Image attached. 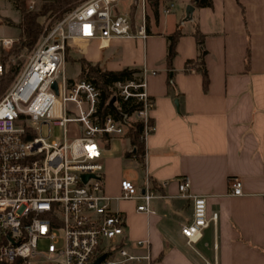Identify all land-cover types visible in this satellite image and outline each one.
Wrapping results in <instances>:
<instances>
[{
	"label": "crops",
	"instance_id": "crops-1",
	"mask_svg": "<svg viewBox=\"0 0 264 264\" xmlns=\"http://www.w3.org/2000/svg\"><path fill=\"white\" fill-rule=\"evenodd\" d=\"M173 7L148 0L144 40L115 37L69 45L102 69H138L154 101L143 165L135 159L142 179L129 178L141 184L148 175L160 195L151 202L153 212H138V199H116L125 179L116 171L122 163L116 150L103 159V191L110 208L124 218L122 241L132 246L147 240L154 264H264V0H211L210 6L195 7L190 18L185 9L170 22ZM195 13L196 20L184 21ZM20 19L14 0H0V41L18 42ZM177 28L181 34L169 68L167 37ZM196 29L204 36L206 86L196 68L186 69V61L199 55ZM185 176L191 193L205 197L207 216L217 214L192 245L181 233L192 220V200L177 189ZM234 177L242 182L240 196L230 193Z\"/></svg>",
	"mask_w": 264,
	"mask_h": 264
},
{
	"label": "built area",
	"instance_id": "built-area-1",
	"mask_svg": "<svg viewBox=\"0 0 264 264\" xmlns=\"http://www.w3.org/2000/svg\"><path fill=\"white\" fill-rule=\"evenodd\" d=\"M119 1L131 2L127 11L117 10ZM147 9L148 0L80 2L45 25L0 95V264H92L100 255L99 264H154L147 240L132 246L122 241L124 218L110 208L111 198L103 191L102 148L111 135L123 136L121 120L101 112V92L93 82L58 78L65 48L74 42L146 39ZM0 42L3 50L17 43ZM3 69L0 62V76ZM112 89L116 100L132 98L139 104L134 116L143 123L144 140L153 131L149 114L154 101L143 76L116 82ZM114 106L117 112L116 101ZM51 124L64 128L61 142L51 138ZM68 126H73V136ZM84 175L89 176L86 181ZM229 185L232 195H242L239 178H231ZM177 189L180 197L192 200V220L181 228L192 245L217 214L207 216L205 197L191 193L186 176ZM159 197L145 174L141 184L122 179L116 199H138L136 210L152 213L151 202Z\"/></svg>",
	"mask_w": 264,
	"mask_h": 264
},
{
	"label": "trees",
	"instance_id": "trees-1",
	"mask_svg": "<svg viewBox=\"0 0 264 264\" xmlns=\"http://www.w3.org/2000/svg\"><path fill=\"white\" fill-rule=\"evenodd\" d=\"M78 0H43L37 6V10L29 9L26 6L25 0H14L16 8L20 12V22L18 28L20 29L18 42L13 45L8 51L2 50L0 53V62L4 69L0 76V94L4 91L6 86L16 75L19 69V63L13 62L14 57L18 56L23 50H29L35 44L38 36L41 33L42 25L38 22V17L47 13L66 12L74 7ZM155 4L157 0H154ZM198 6L205 7L211 5V0H199ZM135 7L131 8L133 15ZM62 17V15H61ZM180 30L177 28L171 35L167 37V66L171 68L172 59L175 56V44L180 36ZM196 42L199 47V55L196 60L186 61V69L196 68L203 76V81L206 86L207 71L204 64V55L206 50L204 48V36L196 29L194 32ZM70 47L66 46L65 53H69ZM68 57V55H67ZM73 59V58H71ZM72 62L79 63L80 73L79 79H86L93 82L101 92L100 110L106 114H112L121 120L124 126L123 137L127 139L132 148L129 155L136 159L141 165L144 163V145H143V123L134 116L136 110L139 109V104L135 103L131 98L127 101L116 100L117 112H114L109 105V101L115 96L112 86L116 82H125L128 80H138L140 78V71L133 68H125L120 71H109L100 68L99 64L91 63L83 57H78ZM170 85V81H169ZM149 122L152 124L151 120Z\"/></svg>",
	"mask_w": 264,
	"mask_h": 264
},
{
	"label": "rangeland",
	"instance_id": "rangeland-1",
	"mask_svg": "<svg viewBox=\"0 0 264 264\" xmlns=\"http://www.w3.org/2000/svg\"><path fill=\"white\" fill-rule=\"evenodd\" d=\"M82 1H84V0H78L76 2V4L74 5V7ZM166 1L172 2L174 4V7L172 8V12L168 15V18H170V22L171 21L172 22L177 21L179 13H181L182 10H185L188 6L193 7V9L195 7L198 8V6H196V5L199 2V0H166ZM130 3H131L130 1H119L117 3V10L126 11L129 8ZM26 6L29 9H34V10L36 9L37 10L38 5H36L35 2H29L28 4H26ZM74 7L70 8L68 11L72 10ZM68 11L56 12V13H47L45 15L39 16L38 22H40V24L42 25L41 33L43 32V29H44L46 24H50V23L52 24L54 21L61 18V15L63 16ZM196 18H197V16L195 13L192 19L184 20V21L192 22V21H194V19L196 20ZM12 30H13L14 35H15V33L17 32L16 27L12 28ZM41 33H40V35H41ZM40 35L38 36L35 44L37 43ZM35 44L33 45V47L35 46ZM32 48L29 50H23L18 56H16V58L14 57L13 62H15L16 64L19 63V68L22 66L23 62L25 61L26 56L32 50ZM2 50L3 49L0 47V53L2 52ZM67 55H68V57H67ZM78 57H79V55L77 52L70 51L68 54L65 53L64 62H63V65L60 69V72L58 74L59 80L62 79L63 77L66 79H70V80L79 79L80 65H79V63L72 62L73 59L78 58ZM71 58H73V59H71ZM12 80H11V82H12ZM10 83L6 86L4 91L8 88ZM47 128H48V126L44 125L43 129H42V132L45 135L47 134ZM50 128H51V138L61 142L63 139V135H64V128L57 126V125H53V124L50 125ZM72 130H73V126H68V135L69 136H73ZM106 142H107V146L102 148V159H106L108 156H112L114 154V153H112V151L116 150L117 153L122 155V163L120 164V166H118V167L116 166V171L119 172L120 174H122L123 178H125V179L126 178H128V179L132 178V179L141 180L142 179L141 178L142 173H141V170L139 168V163L132 156L129 155V152H131L132 148H131L128 140L122 136L111 135ZM44 246H45V244H42L41 248H43Z\"/></svg>",
	"mask_w": 264,
	"mask_h": 264
},
{
	"label": "water",
	"instance_id": "water-1",
	"mask_svg": "<svg viewBox=\"0 0 264 264\" xmlns=\"http://www.w3.org/2000/svg\"><path fill=\"white\" fill-rule=\"evenodd\" d=\"M192 11H193V7L188 6V7L186 8V16H187V18H190V15H191ZM53 88L56 89V84H55V83L53 84ZM115 101H116V98H115V97H112V98L110 99V101H109V105H110V107H111L113 110H116V108H115V106H114V102H115ZM88 177H89L88 175H84V176H83V181H86V180L88 179ZM103 258H104L103 255L98 256V257L92 262V264H99V263L103 260Z\"/></svg>",
	"mask_w": 264,
	"mask_h": 264
}]
</instances>
